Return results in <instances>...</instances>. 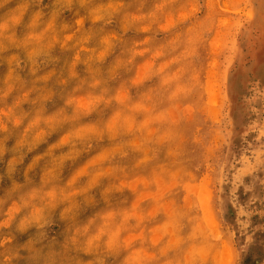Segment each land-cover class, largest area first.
<instances>
[{"label":"clouds","instance_id":"clouds-1","mask_svg":"<svg viewBox=\"0 0 264 264\" xmlns=\"http://www.w3.org/2000/svg\"><path fill=\"white\" fill-rule=\"evenodd\" d=\"M41 5L0 0L4 225L25 236L26 264H206L183 223L192 205L175 199L198 155L211 152L184 107L196 86L197 0L175 17L172 0L148 10L135 0ZM115 17L120 31L107 27ZM130 29L143 38L129 41ZM156 32L171 35L156 44ZM86 209L93 214L80 222ZM54 218L68 223L62 240L49 233Z\"/></svg>","mask_w":264,"mask_h":264},{"label":"rangeland","instance_id":"rangeland-1","mask_svg":"<svg viewBox=\"0 0 264 264\" xmlns=\"http://www.w3.org/2000/svg\"><path fill=\"white\" fill-rule=\"evenodd\" d=\"M155 2L135 0L145 10ZM51 3L42 0L41 6ZM186 3L172 0L174 17ZM197 3L194 21L199 27L191 69L196 86L184 107L194 118V139L206 133L211 152L198 155L175 190L176 203L192 205L183 223L185 230L191 227L198 233L206 264H264V0ZM63 18L68 24L75 19L71 12ZM107 27L120 31V18ZM184 30L183 24L175 29ZM170 35L156 32L154 43H164ZM126 38L134 41L143 34L130 29ZM3 170L0 165V173ZM10 187L7 177L0 181V200L6 201L0 206V264L13 250L18 255L10 264H26L25 236L15 223L4 225ZM92 214V209H86L78 220L86 222ZM68 227L54 218L49 233L62 240ZM79 258L90 257L80 254Z\"/></svg>","mask_w":264,"mask_h":264}]
</instances>
